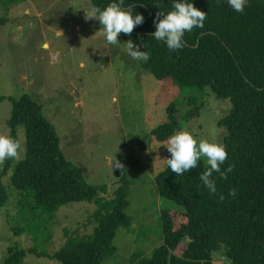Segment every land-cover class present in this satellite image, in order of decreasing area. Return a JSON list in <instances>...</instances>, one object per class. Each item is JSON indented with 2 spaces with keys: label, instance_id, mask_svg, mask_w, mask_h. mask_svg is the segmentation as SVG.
<instances>
[{
  "label": "rangeland",
  "instance_id": "rangeland-1",
  "mask_svg": "<svg viewBox=\"0 0 264 264\" xmlns=\"http://www.w3.org/2000/svg\"><path fill=\"white\" fill-rule=\"evenodd\" d=\"M91 6V0H0V20L5 19L0 24V98H4L0 135L11 137L12 100L29 95L55 126L68 161L89 185L107 187L99 198L113 199L126 174L131 181L132 224L118 229L117 252L105 264H132L133 256L151 257L162 243L161 211L171 208L155 187V177L167 166L170 153L167 142L158 143L152 132L168 121V108L175 104L182 131L198 142L224 144L227 132L218 122L233 105L217 98L209 87L156 79L142 61L128 55L126 43L131 39L140 45L141 38L121 33L119 44H107L100 22L85 19ZM191 112L195 115L188 122ZM17 142L18 158L2 179L9 200L0 204V264H5L10 248H35L38 254L53 255L65 244V230L84 235L95 227L89 223L95 203L67 204L53 222L43 209L31 211L32 192H20L11 180L16 164L26 157L23 126L17 130ZM115 158L123 170L113 168L110 161ZM202 160L207 165L206 158ZM6 161L0 162V172ZM15 229L23 231L18 235ZM212 258L213 264H230L222 252H214ZM23 264L60 263L29 254Z\"/></svg>",
  "mask_w": 264,
  "mask_h": 264
},
{
  "label": "trees",
  "instance_id": "trees-1",
  "mask_svg": "<svg viewBox=\"0 0 264 264\" xmlns=\"http://www.w3.org/2000/svg\"><path fill=\"white\" fill-rule=\"evenodd\" d=\"M91 2L103 8L111 0ZM190 2L207 18L203 28L185 32V46L178 51L168 50L167 38L164 43L153 38L154 18L160 11H172L173 0H125L122 8L131 7L144 16V23L133 29L143 34L140 50L150 55L148 62L142 61L144 69L161 81L209 87L217 98L232 102L231 112L218 122L227 132L228 159L221 165L225 175L213 174L217 193L211 194L199 179L209 167L202 158L197 168L180 176L168 166L160 171L155 187L163 200L173 204L161 211L163 240L151 257L137 254L132 264H213L214 252L224 253L230 264H264V0H249L243 13L233 11L227 0ZM3 23L5 19L0 20ZM3 100L0 98V103ZM12 101L11 138L17 141V130L23 126L27 142L26 157L16 164L11 180L20 192H32L31 211L36 214L43 209L53 222L57 212L70 203H95L97 210L89 218V223L95 224L91 233L65 230V244L53 255L38 254L35 248H10L5 264H23L29 254L56 259L60 264H105L117 252L114 240L118 229L132 224L128 215L130 179L123 174L113 199L99 198L107 187L89 185L81 170L68 161L43 106L29 95ZM178 106H169L168 121L152 132L158 143L182 131ZM193 110L199 113V108ZM194 115L188 113L187 121ZM16 159H7L0 172L2 206L9 200L2 179ZM229 167L231 171H227ZM231 189L237 190L235 197L228 194ZM22 231L15 229L18 235Z\"/></svg>",
  "mask_w": 264,
  "mask_h": 264
},
{
  "label": "clouds",
  "instance_id": "clouds-1",
  "mask_svg": "<svg viewBox=\"0 0 264 264\" xmlns=\"http://www.w3.org/2000/svg\"><path fill=\"white\" fill-rule=\"evenodd\" d=\"M125 0H111L106 7L92 5L85 15L86 20H98L102 25V34L109 45L119 44L118 37L121 33L130 35L133 29L144 23V16L135 13L131 7L122 8ZM249 0H227L229 7L237 12L243 13L248 6ZM173 10L167 14L159 12L153 20L155 32L153 38L157 42L166 40L169 51H178L184 48L185 32H191L193 28H203L207 15L194 7L190 0H173ZM163 19H160V17ZM164 43V42H163ZM128 55L137 61L148 62L150 55L141 51L139 45H134L130 39L127 43ZM20 144L7 135H0V162L9 158H18ZM167 150L171 154L166 159L167 166L177 176L183 175L191 169L198 167L202 157L207 160L209 167L200 175L199 179L203 187L211 194L217 193L216 179L214 173L221 177L225 175L221 171V165L228 159V152L224 144L210 143L206 140L197 141L188 131L178 132L168 138ZM113 168L124 169V165L116 158L111 160ZM231 167L227 171H231ZM230 196L237 195L236 189H231ZM224 199L223 196L220 197Z\"/></svg>",
  "mask_w": 264,
  "mask_h": 264
},
{
  "label": "water",
  "instance_id": "water-1",
  "mask_svg": "<svg viewBox=\"0 0 264 264\" xmlns=\"http://www.w3.org/2000/svg\"><path fill=\"white\" fill-rule=\"evenodd\" d=\"M131 34H135V35H137V36H139V37H141L143 34L142 33H137V32H135V31H133ZM200 43V42H199Z\"/></svg>",
  "mask_w": 264,
  "mask_h": 264
}]
</instances>
